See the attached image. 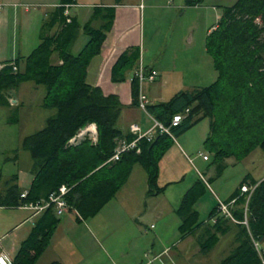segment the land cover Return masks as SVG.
<instances>
[{
  "label": "trees",
  "instance_id": "obj_1",
  "mask_svg": "<svg viewBox=\"0 0 264 264\" xmlns=\"http://www.w3.org/2000/svg\"><path fill=\"white\" fill-rule=\"evenodd\" d=\"M76 2L60 0L42 24L40 44L29 56L18 57L13 64L5 63L0 69V106H10V90L22 82L32 81L45 88L42 107L55 111L42 129L24 139L23 148L30 152L38 168L26 198L21 197L23 192L17 184H11L3 204L19 206L25 202L46 201L52 192L66 186L68 192L64 198L68 209H75L82 218H88L96 215L120 190L136 164L147 173L150 194L161 192L163 189L157 185L159 162L171 141L167 134L157 133L151 140L144 137L138 140L137 148L125 152L119 161L107 162L119 139L131 142L136 137L124 133L118 126L123 109L119 96L105 95L100 87L87 82L88 66L101 53L114 25L115 8L95 7L91 19L83 26L89 40L74 54L71 47L81 26L66 11ZM201 2L186 1L187 5ZM56 26L57 31L51 34ZM206 48L213 59L217 79L208 86L180 91L168 101L147 104V113L168 125L175 114L189 109L183 121L172 129L177 136L209 119L210 134L204 144L215 160L233 157L240 161L257 148L264 151V0H237L223 7L216 28L207 36ZM55 54L58 60H54ZM139 58L140 48L125 51L112 68V81H124L126 71ZM145 73L150 72L145 69ZM139 94L140 80L135 75L132 79L134 105H139ZM92 123L97 126L96 143L89 139L77 145L69 143ZM222 167H225L223 163L219 165L220 170ZM16 179L15 175L8 183ZM244 184L255 186L249 199V194L241 193ZM207 186L200 178L183 196L176 210L181 219L182 236L206 224L198 239L201 251L208 253L222 236L234 231V247L218 264H264V179L245 176L225 200H236L232 213L238 222L224 216L218 202L208 221L199 222L194 204L206 193ZM44 214L22 243L12 264H34L47 248L59 218L52 207L45 209Z\"/></svg>",
  "mask_w": 264,
  "mask_h": 264
},
{
  "label": "crops",
  "instance_id": "obj_2",
  "mask_svg": "<svg viewBox=\"0 0 264 264\" xmlns=\"http://www.w3.org/2000/svg\"><path fill=\"white\" fill-rule=\"evenodd\" d=\"M169 1H173V4L169 5ZM186 1L187 0H77V2L70 5L66 11L67 14L75 17L81 26L71 47V52L74 53L73 49L77 44L81 30L82 34L87 37L85 44L89 40V36L83 30V26L91 19L95 7L113 6L115 8L114 25L112 30L107 34L101 53L96 55L88 66L87 82L93 86L100 87L105 95L116 94L119 96L123 105L119 122L120 124H125L126 122L123 128H119L124 133L133 134L130 131V126L132 124H138L144 132L149 131L155 125L156 120L150 116L147 111L141 109L139 105L133 104L132 79L137 75L140 67H142L144 71L145 69L148 72L156 71L158 74L157 79L153 82H148L149 84L156 83L158 85L157 90L161 92L159 84L168 76V68L164 62L166 50L169 45V41L166 42L164 37H162V22L169 19V13L175 15L182 12L181 16L184 17L185 13H194L198 12V10L206 11L208 10L207 8H209L208 5L205 4V0L194 5H187ZM59 4L60 0H54L50 2V4H46L41 0H0V69L5 63L13 64L18 57H27L32 53L40 44L41 39L39 32V43L37 46H33L34 42L30 39L29 35L31 25L34 23L39 25L41 23V31L42 24ZM47 5L51 8L45 10L43 16H39L41 7ZM89 6L92 7V9L86 12V21L82 24L77 15H72L71 8L78 7L81 9ZM220 7L221 12L217 14L218 20L213 26L208 27L207 35L216 28L222 15L223 7L226 6L222 5ZM35 17L38 18L35 19ZM33 19L35 21H32ZM147 20H149L148 30L145 27ZM172 23L176 24V19H173ZM96 24L97 23H95V25ZM192 25L193 24H191L188 29L191 28ZM56 31L57 26L53 28L51 34ZM82 48L77 53H79ZM132 48H140V58L137 60L136 65H134L132 69L126 71V80L121 82L112 81V68L114 64L125 51ZM205 52L207 53L206 44ZM192 57L190 56L189 59H183V61H187V63L182 64L180 69L183 81L181 85L182 90H175V92H172L174 93L171 94L172 96L180 91H190L202 87L197 83L194 85L188 82L184 83V80H186V78L191 79L193 72H195V67L192 64ZM54 60H58L56 54L54 55ZM195 61L199 63V59ZM174 69H177V67L174 66L173 70ZM198 70L199 69H197V71ZM21 84H19L17 88H19ZM35 85L39 86L36 83ZM13 90L14 89L8 92L10 96V106H19V104L24 105V102H18V100L15 99L12 94ZM142 90L144 93L146 92L143 85ZM145 95L147 97L149 96L147 92ZM172 96H170V98ZM151 103L154 102L148 98V104ZM206 120H208L206 127H202L195 135L198 139L199 136L201 137L200 144L198 141L197 145H193L191 143L192 136L185 137L180 135L185 148L188 149L189 152H187L180 143L172 144L171 141V145L159 162L157 185L159 188L163 189L161 192L150 194L147 173L142 166L141 168L145 171L146 176L142 173H138V171H136V166L140 165L136 164L133 166L132 172L126 183L96 215L82 218L75 209L69 210L68 208L62 215H57L55 212L59 218V223L52 232L47 248L37 258L34 264H104L105 256H107L110 264H115L113 258L108 253L107 255L105 254L104 247L101 246L98 235H105L106 231L108 232L116 229L126 232L127 234L129 233V236L137 233L143 235L145 229L144 222L155 221V224H151V228L156 230L155 237L160 239L167 231H170V226L167 224L169 218H172V231H174V237H176L173 238L172 245L181 253L188 250L189 244H182V247L178 246L187 239L200 238L206 224H202L196 231L183 237L179 230L181 219L176 213V210L179 208L185 193L203 176L198 171L194 162L196 160L198 162L210 160V157L208 160L203 158L200 149L202 144L204 148V142L210 134L209 119L202 120L188 130V132H194L198 126L205 124V122H207ZM91 125L95 126L96 124L92 123ZM86 139L91 140L89 137ZM122 139L127 141L126 138ZM190 153L194 156L191 157ZM20 154L19 151L14 152L11 159L18 162L21 157ZM29 155L31 164L28 165L30 173L28 179L26 178L23 181L20 174H14L7 179L3 185L0 183L3 188L0 190V255L10 260L12 263L22 243L28 238L38 221L45 215L44 211L36 213L33 210L24 209L20 206H8L3 204L4 196L7 195L8 188L11 184H17L19 190L23 193L31 189L38 168L30 152ZM108 163L112 164L114 162ZM1 172L0 170V174ZM15 175L17 177L16 181L8 183ZM203 177L206 179L205 176ZM23 183L25 184L23 185ZM209 187L207 186L206 193L194 204V209L199 214V222L206 223L218 199L221 200L219 196L215 195L214 199L211 197L208 201L209 203H203L204 197L209 194ZM151 200L154 201V203H152L153 205L150 204ZM67 212L70 213L72 217L68 216L63 218L64 214ZM171 214L172 217L170 216ZM206 214L207 217L203 218ZM126 233L125 235H127ZM164 247L165 248L161 250L158 255L154 256L155 260L149 261V264H153L162 254L170 251L168 243ZM198 251L202 252L201 247ZM0 264L3 263L0 262Z\"/></svg>",
  "mask_w": 264,
  "mask_h": 264
},
{
  "label": "rangeland",
  "instance_id": "obj_3",
  "mask_svg": "<svg viewBox=\"0 0 264 264\" xmlns=\"http://www.w3.org/2000/svg\"><path fill=\"white\" fill-rule=\"evenodd\" d=\"M41 1L50 4V2L54 0ZM236 1L237 0H205V4L209 7L206 11L198 10V12L194 13L188 12L184 14V17L181 16L182 12L175 15L172 13L168 14L169 19L163 21L161 24V28L163 29L162 37H164L166 42L169 41L164 62L168 68V76L159 84L161 92L157 90L158 85L156 83L149 84L147 80L142 83L145 87V91L149 95L147 97L149 100H152L154 103L168 100L170 96H172L171 94H174L172 92H175V90H182L181 85L183 81L180 69L182 64L187 63V61L184 62L183 59H189L190 56H193L192 64L195 67V72H193L191 79L186 78L184 83L188 82L192 85L197 83L203 87L212 84L217 79L218 74L214 68V64H212L213 59L208 52H205V44L208 36L207 29L217 22V14L221 12L220 6H231ZM172 2L169 1L168 4L172 5ZM50 8L49 5L41 7L39 16H43L45 10H49ZM91 9L92 7L90 6L81 9L73 7L71 8V13L72 15H77L79 21L83 24L86 21V12ZM37 18L38 17H35V19ZM172 18L176 19V24L172 23ZM32 21L35 20L33 19ZM40 24L37 25L34 23L31 25L29 35L30 39L34 42L33 46H37L39 43ZM191 24H193L192 27L188 29ZM148 26L149 20H147L145 25L147 30ZM86 40L87 37L82 34L81 30L73 52L77 53L83 47ZM197 59H199V63L195 61ZM174 66H176L177 69L173 70ZM197 69L199 70L197 71ZM12 94L18 102H24V105L0 106V170L2 171V185L14 174H20L23 181L30 177L28 165L31 164V158L29 152L24 151L23 139H25L24 137L27 135L41 129L45 125L46 119L54 113V110H47L41 107L45 95V88L42 85L36 86L35 83L31 81L24 82L19 88L14 89ZM206 121L205 124L198 126L194 132L189 133L186 131L181 135L185 137L192 136L191 143L193 145H197L198 141L200 144L201 137L199 136L198 139L195 135L202 127H206L208 120ZM125 124H120V122H118V126L121 128H123ZM174 137L175 138L170 137L172 144L180 143L185 148L180 135L177 136L174 134ZM200 149L203 154L210 157V160L206 162H198L197 160L194 162L198 171L210 182H208L210 186H208L209 194L204 197L203 203H209L208 201L211 197L214 199L215 195L219 196L223 201H225V199L227 200V198L234 193L245 176L249 174L257 180L264 179V151L261 148L252 151L240 161L233 157L220 161L215 160L213 153L206 149L205 144L204 148L202 144ZM186 150L189 152L188 149ZM17 151L21 153L18 162L11 159L14 152ZM190 156L193 157L194 155L190 153ZM221 163H223L225 167H222L220 170L219 165H221ZM136 167L138 173H142L146 176L141 166ZM24 184L25 183H23V185ZM2 185L0 184V190L3 189ZM152 203H154L153 200H151L150 204ZM207 214L203 218L207 217ZM68 216L72 217V215L67 212L64 214L63 218ZM170 216L172 217V214ZM151 224H155V221L144 222L145 229L143 235L137 233L129 236V233L127 234L126 232L116 229L108 232L106 231L105 235H98V239L101 246L104 247L105 254L107 255L108 253L113 258L115 264L150 263L149 261L155 260L154 256L158 255L161 250L165 248L164 246H166L167 243L168 246H170V251L162 254L153 264H218L224 257L230 254L234 247L235 235L233 231L231 234L222 236L220 242L212 246L213 248L208 253L198 251L200 248V241L198 238L187 239L178 246L182 247V244H189L188 250L181 253L172 245L173 238H176L174 237V231H172V218H169L167 221L168 226H170V231H167L160 239L155 237L156 230L151 228ZM125 233L127 235H125ZM203 233L204 231L202 235ZM206 240L207 236H204L203 241ZM104 264H110L107 256H105Z\"/></svg>",
  "mask_w": 264,
  "mask_h": 264
},
{
  "label": "built area",
  "instance_id": "obj_4",
  "mask_svg": "<svg viewBox=\"0 0 264 264\" xmlns=\"http://www.w3.org/2000/svg\"><path fill=\"white\" fill-rule=\"evenodd\" d=\"M68 21H70V19H68ZM14 70H16V67H14ZM137 76L139 77V80H140L139 107L147 111L146 106L148 104V98L142 90V83L145 80L150 81V82L155 81L158 77V74L156 71H151L149 74H146L144 69L140 67V69L138 70ZM188 113H189V109H186L182 113L175 114L171 122L168 125L163 124L159 121H156L155 125L147 132L142 131V129L140 128L138 124H132L130 126V131L136 136L135 139L131 142H128L126 140H119L115 148L114 154L112 155V157L109 158L107 162L119 161L125 152L131 149L137 148L138 140L141 138L146 137L148 140H151L157 133L167 134L170 137L174 138L172 129L174 127H177L183 121V119ZM90 125L81 129L72 139H70L69 143L72 145H77L81 143L84 139H86L87 137H89L93 141V143H96L97 138H98V132L96 129V125L95 126L94 125L90 126ZM202 156L205 160L209 159L208 155L206 154L202 153ZM202 179L209 186L207 180L203 176H202ZM254 189H255V186L244 184L241 187V193L249 194L248 195V199H249ZM67 192H68V188L66 186H62L59 189V191L52 192L46 201L25 202V203L20 204L19 206L24 209L33 210L36 213H40L44 211L45 209L52 207L57 213V215H62L68 208V204L66 202V199L64 198ZM26 196H27V192H24L21 194L22 198H26ZM235 201H236L235 199H233L230 202L218 200V209L224 216L230 218L234 222H238L234 218L233 213H232V207ZM244 223H247V221L245 220ZM0 262H2L3 264H12L10 260L4 258L1 255H0Z\"/></svg>",
  "mask_w": 264,
  "mask_h": 264
}]
</instances>
